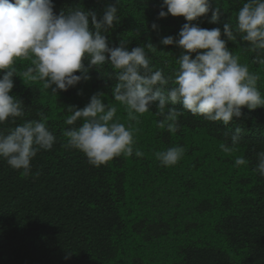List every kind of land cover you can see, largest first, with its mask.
<instances>
[{"label":"trees","instance_id":"obj_1","mask_svg":"<svg viewBox=\"0 0 264 264\" xmlns=\"http://www.w3.org/2000/svg\"><path fill=\"white\" fill-rule=\"evenodd\" d=\"M245 2L219 0L218 23H209L211 11L192 23L206 29L219 27L226 39L223 25L235 24ZM53 3L57 15L80 7L98 18L108 5L116 4L121 19L105 34L109 46L119 47L125 41L130 51L151 42L164 51L149 55L166 73L184 53L176 45L160 42L167 36L178 38L187 23L182 16L158 18L163 0ZM152 23L157 29L151 28ZM244 47L243 41L228 42L242 62L259 70L252 64L255 54ZM112 71L109 64L101 71L93 67L90 80L58 96L14 77L12 94L23 101L25 118L39 119L37 113L44 111L57 143L32 161L38 176L23 177L0 159V264H264V177L253 172L256 154L264 151V108L243 109L245 115L229 126L185 111L180 130L173 135L154 126L161 117L153 107V115L146 114L138 125L145 157H119L97 168L82 152L61 147V129L66 127L68 106L84 108L101 92L106 104L115 103V81L107 76ZM260 84L264 85V78ZM117 115L125 121L123 109ZM12 126L0 125V129ZM236 126L243 129L240 151L229 156L219 144L224 132H234ZM177 145L186 149L183 160L172 168L161 167L154 152ZM240 155L249 163L236 168L234 158Z\"/></svg>","mask_w":264,"mask_h":264},{"label":"clouds","instance_id":"obj_2","mask_svg":"<svg viewBox=\"0 0 264 264\" xmlns=\"http://www.w3.org/2000/svg\"><path fill=\"white\" fill-rule=\"evenodd\" d=\"M215 3L213 8V0H163L158 18L182 16L187 21L178 38L167 36L160 41L184 50L175 58L176 67L166 73L153 64L149 53L164 51L151 42L130 51L125 41L119 47L109 46L105 34L121 19L116 4L108 5L98 18L80 7L57 15L53 0H0V125H14L0 129V159L23 177L38 176L39 172L33 173L32 161L57 143L44 111L37 113L39 119L25 118L23 101L12 94L17 76L29 87L40 85L41 91L51 90L58 96L60 91L90 80L91 68L101 71L105 64L111 66L113 71L107 76L115 81V103L106 104L101 92L84 108L68 106L66 127L61 129V147L82 152L97 168L119 157H145L139 147L138 125L146 114L153 115V107L161 117L154 126L173 135L180 130L185 111L229 126L245 115L243 109L264 108V85L260 84L264 78V0L243 3L235 24L223 25L226 39L219 27L206 29L192 23L210 11L209 23H218L222 9L219 0ZM157 27L152 23L153 30ZM229 41H243L244 50L255 54L252 64L259 65V70L242 62L241 55L228 48ZM120 109L126 113L124 122L117 115ZM17 119L22 123L17 124ZM242 132L239 126L234 132L225 131L220 150L229 156L239 152ZM185 152L184 146L177 145L155 151L154 156L161 167L172 168L183 160ZM256 155L253 172L264 177V151ZM248 163L243 155L234 158L236 168Z\"/></svg>","mask_w":264,"mask_h":264}]
</instances>
